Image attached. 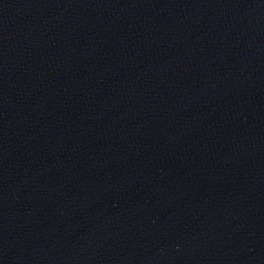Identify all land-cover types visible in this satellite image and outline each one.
<instances>
[{
    "label": "water",
    "instance_id": "obj_1",
    "mask_svg": "<svg viewBox=\"0 0 264 264\" xmlns=\"http://www.w3.org/2000/svg\"><path fill=\"white\" fill-rule=\"evenodd\" d=\"M0 264H264V0H0Z\"/></svg>",
    "mask_w": 264,
    "mask_h": 264
}]
</instances>
